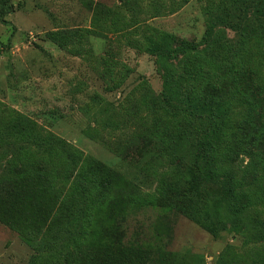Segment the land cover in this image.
<instances>
[{
	"label": "rangeland",
	"instance_id": "1",
	"mask_svg": "<svg viewBox=\"0 0 264 264\" xmlns=\"http://www.w3.org/2000/svg\"><path fill=\"white\" fill-rule=\"evenodd\" d=\"M205 142L264 193V0H0V264H264Z\"/></svg>",
	"mask_w": 264,
	"mask_h": 264
},
{
	"label": "trees",
	"instance_id": "2",
	"mask_svg": "<svg viewBox=\"0 0 264 264\" xmlns=\"http://www.w3.org/2000/svg\"><path fill=\"white\" fill-rule=\"evenodd\" d=\"M2 22L7 23L4 19H1ZM229 20L221 18V17H211L209 21L206 23V28L203 36V40L205 41V44L208 45L211 40V33L212 29L216 25H227L231 29L235 30L237 33L240 31V25L241 20L240 18H234L231 20V22H228ZM9 23V22H8ZM228 23V24H226ZM185 50L193 51L196 49V44L194 42H185L184 46L182 47ZM156 51H158V48H155ZM214 87V86H212ZM236 130L240 132V135H246L249 131L250 126L242 125V126H234ZM251 135L254 137L251 141H255L259 138L260 142L261 139L258 136V134L253 131L249 132L247 136ZM246 136V137H247ZM241 137V136H240ZM246 137L244 139H246ZM258 137V138H257ZM200 151L198 154L200 155V159L202 162H204L205 166V172L208 175H215L216 177H220V181L225 185L228 186V193L231 194L233 197H237L239 200L242 201V203L246 204H259L260 206L264 207V193L259 191L258 189L254 188L252 191H249L248 193H244L241 190L238 191V189L242 186L241 182L237 180V178H233L230 174L227 168L222 166L219 161V156H222L221 151H213V146L207 142L202 143L200 146ZM215 153V155L213 154ZM235 179V181H234ZM257 184H260V181L256 178ZM245 204V205H246ZM264 238V232H261V235L258 236V238Z\"/></svg>",
	"mask_w": 264,
	"mask_h": 264
}]
</instances>
